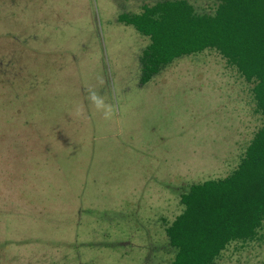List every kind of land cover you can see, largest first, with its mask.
Here are the masks:
<instances>
[{"label":"rangeland","instance_id":"obj_1","mask_svg":"<svg viewBox=\"0 0 264 264\" xmlns=\"http://www.w3.org/2000/svg\"><path fill=\"white\" fill-rule=\"evenodd\" d=\"M159 1L0 0V264H170L181 192L239 165L263 116L226 59L140 83L150 40L117 19ZM217 264H264V230Z\"/></svg>","mask_w":264,"mask_h":264},{"label":"trees","instance_id":"obj_2","mask_svg":"<svg viewBox=\"0 0 264 264\" xmlns=\"http://www.w3.org/2000/svg\"><path fill=\"white\" fill-rule=\"evenodd\" d=\"M199 12L189 0L145 4L117 21L148 37L141 85L182 56L217 52L249 83L263 124L239 165L223 179L193 183L180 195L183 212L165 226L170 264H217L232 245L262 239L264 230V0H207Z\"/></svg>","mask_w":264,"mask_h":264},{"label":"clouds","instance_id":"obj_3","mask_svg":"<svg viewBox=\"0 0 264 264\" xmlns=\"http://www.w3.org/2000/svg\"><path fill=\"white\" fill-rule=\"evenodd\" d=\"M88 98L90 102L96 105L97 108H100L103 106V101L101 100V98L98 96V94L95 91H90ZM106 115H108V113H106Z\"/></svg>","mask_w":264,"mask_h":264}]
</instances>
